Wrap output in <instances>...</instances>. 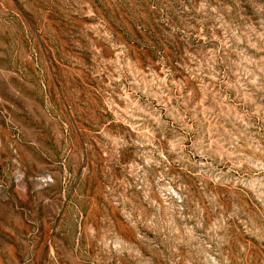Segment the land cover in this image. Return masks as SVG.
I'll list each match as a JSON object with an SVG mask.
<instances>
[{
	"label": "rangeland",
	"instance_id": "rangeland-1",
	"mask_svg": "<svg viewBox=\"0 0 264 264\" xmlns=\"http://www.w3.org/2000/svg\"><path fill=\"white\" fill-rule=\"evenodd\" d=\"M0 264H264V0H0Z\"/></svg>",
	"mask_w": 264,
	"mask_h": 264
}]
</instances>
